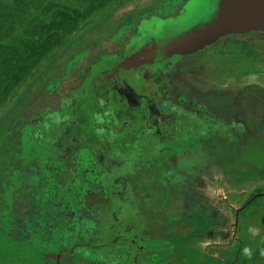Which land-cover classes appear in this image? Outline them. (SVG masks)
I'll list each match as a JSON object with an SVG mask.
<instances>
[{
	"label": "flooded vegetation",
	"instance_id": "af4514ba",
	"mask_svg": "<svg viewBox=\"0 0 264 264\" xmlns=\"http://www.w3.org/2000/svg\"><path fill=\"white\" fill-rule=\"evenodd\" d=\"M204 2L184 0L170 15L137 21L110 53L66 76L61 65L52 69L19 101L4 130L16 124L15 148L5 151L11 157L5 165L15 168L7 204L26 218L13 225L15 240L54 256L81 249L92 257L116 250L126 257L132 254L128 239L172 237L181 228L189 238L224 235V196L216 192L224 195L227 146L235 155L236 144L260 136L256 95L264 96V87L253 39L264 33L167 55L165 48L197 21ZM18 173L32 175L45 194L25 199L28 187ZM168 202L177 206H171L177 217L166 210ZM188 206L194 215L185 212ZM30 208L40 210L27 221ZM158 224L162 229H151ZM142 249L133 251V262Z\"/></svg>",
	"mask_w": 264,
	"mask_h": 264
},
{
	"label": "rangeland",
	"instance_id": "374dc122",
	"mask_svg": "<svg viewBox=\"0 0 264 264\" xmlns=\"http://www.w3.org/2000/svg\"><path fill=\"white\" fill-rule=\"evenodd\" d=\"M181 1L183 3L184 0H121L103 12L90 15L73 35L65 38L60 48L55 50L45 62L33 71L32 75L8 98L6 104L0 107V264L132 263L129 261L130 259L117 256V250L104 257L102 255L96 257L84 255L81 249L63 251L54 256L44 248L31 246L28 244L31 243L30 241H18L13 238L11 233L13 225L17 221L25 220L26 217L23 216L22 212L19 214L20 208L9 207L7 204L11 195L10 187L14 185L9 184L8 177L14 175L15 168H11L9 171L8 168L11 165H5L6 160L11 158L5 151L9 147L15 148L17 132L15 131L16 124L9 129V132H5L4 127L6 121L12 117L19 101L37 81L41 80L52 69L61 65L65 71L64 76L80 71L94 57H98L101 53H110L117 42L124 41L127 34L133 31L137 21H141L152 14L170 15L178 8L177 5ZM58 5L61 9L78 7L69 0L58 3ZM253 44L260 53L261 62L257 68L260 71L261 85L264 87V35L255 37ZM231 71H237V69L232 68ZM58 81L59 79L56 78L50 82L52 88ZM227 83L231 84V80ZM256 96L262 115L258 126L261 130L259 139L255 142L236 144L235 155L232 154L234 147L231 145L227 148L232 152L229 151L228 154V149L225 150L224 173L227 177L224 176V195L222 191L216 192L218 199L224 196V235L218 232L204 234L201 237L199 234L192 238L183 237L181 233L183 228L180 227V234H176L177 237H171L161 232L153 240L147 238L143 240L128 239V247L132 251H135L137 247L143 248L140 255L141 262L144 264H240L248 259L242 254L243 248L250 247L253 255L264 242V200L259 201L252 208H247L255 197L260 198L259 195H254L251 199V196L258 190H264V96ZM5 137H7L8 143H4ZM17 175V178L23 175L21 178L26 180L28 191L23 192L25 199L45 194L44 186L40 187V185L32 183L34 182L32 175L26 177H24L26 174L23 173ZM230 180L233 181L229 182ZM233 182H235V186L231 185ZM263 195L264 192L261 193V197ZM171 206L177 207L168 202L166 210L170 212L171 216L177 217L176 210ZM37 210L39 211L40 208L28 210L31 211V214L27 221L35 219L36 214L33 213ZM186 211L192 212L193 215L196 212L191 206L186 207ZM198 219L199 216H196V221ZM5 223L6 225H4ZM155 228L157 230L162 229L159 224L151 226V229L155 230ZM168 228L177 231L179 225L168 224ZM250 229L254 231H250ZM79 250L82 252L80 256L78 253H73V251L78 252ZM150 250H154L156 254L147 257ZM82 254L84 258L81 260Z\"/></svg>",
	"mask_w": 264,
	"mask_h": 264
},
{
	"label": "trees",
	"instance_id": "16d2710c",
	"mask_svg": "<svg viewBox=\"0 0 264 264\" xmlns=\"http://www.w3.org/2000/svg\"><path fill=\"white\" fill-rule=\"evenodd\" d=\"M65 1L0 0V107L6 104L8 98L33 71L60 48L65 38L73 35L90 15L103 12L121 0H69L78 7L61 9L58 3ZM256 34L260 33L253 32V35ZM234 38L226 37L223 40ZM243 54L245 58L252 56L247 45H244ZM263 192L264 190L256 191L251 199L254 195H259L260 198L255 197L247 208H252L264 200V195L261 197ZM8 235L11 237L9 233ZM261 250H264V242L250 259L240 264H261L264 262V256L260 255ZM142 251L138 261L135 260L136 264H144L140 261ZM133 255V251L132 254L128 252L124 258L135 264L132 261Z\"/></svg>",
	"mask_w": 264,
	"mask_h": 264
},
{
	"label": "water",
	"instance_id": "95a60500",
	"mask_svg": "<svg viewBox=\"0 0 264 264\" xmlns=\"http://www.w3.org/2000/svg\"><path fill=\"white\" fill-rule=\"evenodd\" d=\"M166 48L167 55H188L221 38L264 33V0H205L199 18Z\"/></svg>",
	"mask_w": 264,
	"mask_h": 264
},
{
	"label": "clouds",
	"instance_id": "9594fccd",
	"mask_svg": "<svg viewBox=\"0 0 264 264\" xmlns=\"http://www.w3.org/2000/svg\"><path fill=\"white\" fill-rule=\"evenodd\" d=\"M250 231H254L253 229H250ZM242 254L247 257V258H251L252 257V249L250 247H245L242 249ZM260 255L264 256V250L260 251Z\"/></svg>",
	"mask_w": 264,
	"mask_h": 264
}]
</instances>
